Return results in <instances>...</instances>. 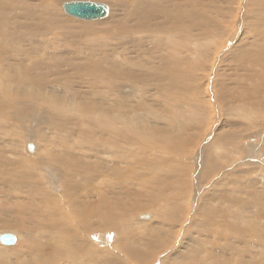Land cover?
Masks as SVG:
<instances>
[{"label": "bare ground", "instance_id": "6f19581e", "mask_svg": "<svg viewBox=\"0 0 264 264\" xmlns=\"http://www.w3.org/2000/svg\"><path fill=\"white\" fill-rule=\"evenodd\" d=\"M74 1L0 0V264H264V0Z\"/></svg>", "mask_w": 264, "mask_h": 264}, {"label": "rangeland", "instance_id": "374dc122", "mask_svg": "<svg viewBox=\"0 0 264 264\" xmlns=\"http://www.w3.org/2000/svg\"><path fill=\"white\" fill-rule=\"evenodd\" d=\"M87 1H90V0H87ZM92 1V0H91ZM94 1H96V0H94ZM68 14V13H67ZM76 17V16H75ZM81 20H84V19H81ZM217 39H220V38H217ZM216 52V49H214V50H212V51H210L209 52V57H208V63L210 62V61H213V57H214V54L213 53H215ZM225 64L227 65V60L225 61ZM236 66V64H233L231 67H230V69H232L233 67H235ZM213 68H214V63H213ZM225 69H227V68H225ZM228 72H232L231 70H228ZM223 75H224V72H221L220 73V77L218 78V83H221L222 82V80H223ZM210 80H211V78L208 80V86H210ZM214 81V80H213ZM212 84H213V82H212ZM237 88H239V84H238V80H236V85H235ZM214 88H216L215 87V85H214ZM262 89H263V92H262V94H264V84H263V87H262ZM214 94H215V89H214ZM212 98V99H211ZM262 99L264 100V98H263V96H262ZM200 102H201V105L202 106H206L207 105V121H208V119H210L211 117H214V120H217V116L219 115L218 113L219 112H221V110H219L218 109V107H217V105H216V102L213 100V97H212V94H211V92L209 93V95H208V102L204 99V98H200ZM194 103V102H193ZM238 106H241V105H243L244 103L241 101V100H238V102L236 103ZM195 106H197V105H195ZM259 106H261V108L263 109V102H261L260 104H259ZM210 110H212V111H210ZM209 111V112H208ZM223 111V110H222ZM211 112V113H210ZM214 114V115H213ZM261 115V114H260ZM211 116V117H210ZM215 116H216V118H215ZM263 120H264V117H263V115H261L260 116V120L258 119V122H257V127L256 128H254V130H256V131H258V130H263V134H264V124L262 125V126H260V127H258L262 122H263ZM237 121H238V124H240L241 125V123H242V120H241V118L237 115ZM260 121V122H259ZM205 124H206V121H205ZM205 124H204V126H205ZM209 126V124H207L206 125V128H207V131H206V134H208L209 133V131H210V128L208 127ZM261 127H262V129H261ZM216 127L214 126V124L212 125V130H214ZM248 133V132H247ZM33 134H34V132H33ZM18 135L20 136V133H18ZM196 207L197 206H195V205H193V208H192V212L196 209ZM140 212H141V214H144V220H147V219H149L150 218V216H151V209L150 208H145L143 211L141 210V211H139V214H140ZM147 214H149V215H147ZM1 230H3L2 228H0V231ZM170 230H171V235H170V237H172V234L173 233H176L177 231H178V227L177 226H172L171 228H170ZM11 232V231H10ZM12 233V232H11ZM177 241V240H176ZM176 241H175V247L177 246V244H176ZM14 242H12V244H13ZM185 244H186V247L188 246V243L189 242H184ZM12 244H10V245H12ZM8 260H14V256L13 255H11V257L8 259ZM63 263H66V262H69L68 260H65V261H62ZM167 263H168V261H167ZM169 263H170V261H169ZM129 264H130V262H129Z\"/></svg>", "mask_w": 264, "mask_h": 264}, {"label": "water", "instance_id": "95a60500", "mask_svg": "<svg viewBox=\"0 0 264 264\" xmlns=\"http://www.w3.org/2000/svg\"><path fill=\"white\" fill-rule=\"evenodd\" d=\"M64 10L69 14L83 18V19H93L99 18L100 16L106 13V8L104 4H96L92 2H83V1H74L69 2L64 6ZM13 238L8 234H1L0 235V242L1 243H11Z\"/></svg>", "mask_w": 264, "mask_h": 264}]
</instances>
